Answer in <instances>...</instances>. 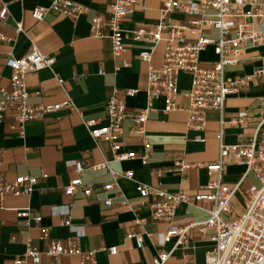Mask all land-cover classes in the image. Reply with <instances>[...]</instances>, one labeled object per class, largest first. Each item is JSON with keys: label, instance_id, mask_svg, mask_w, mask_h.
I'll return each mask as SVG.
<instances>
[{"label": "crops", "instance_id": "0c3cea01", "mask_svg": "<svg viewBox=\"0 0 264 264\" xmlns=\"http://www.w3.org/2000/svg\"><path fill=\"white\" fill-rule=\"evenodd\" d=\"M8 14L0 19V33L6 40H0V87L9 89L10 69L4 64L7 53L21 57L35 48L54 57L50 67L37 71H27L24 82L27 87V102L33 104H54L66 96L79 107V113L66 108L46 114L42 120L23 123L21 129L10 113L0 121V179L12 181L17 176L46 178L38 180L31 192L25 196L6 195L0 208V264H11L23 252L24 243L29 240L39 250L45 242L39 240V227L47 228L50 239L62 240L71 234L69 228L60 224L61 218L51 214V208L64 204L68 206L70 224L81 236L78 244L81 250H95L96 264H153V259L161 252L170 253L166 264H182L183 254H187L195 264H204V257L213 248L209 241L211 232L199 233L193 229L188 234L185 249L173 250L168 242L157 244V236L167 230V225L150 219V205L157 201L154 196L140 198L135 190L136 182L144 183L170 193L183 192L193 198L207 193L206 186L214 178L206 170V165L218 161V135L222 129V143L230 146L245 144L258 126L259 102L264 95V75L251 80L248 86L228 95L223 113L215 109L204 112L203 129L190 127L184 110L188 98L182 93L189 88L191 76L181 73L178 79L179 94L175 102L182 108L164 111L162 97L147 101L146 64L139 53L146 46L144 41L133 39L135 31H147L161 19L159 0H137L122 25L123 50L113 56L111 41L91 34L90 17L95 11L107 9L111 0H72L86 7L87 11L68 18L53 11H47L36 21L30 11L35 6H47L50 0H3ZM232 9L237 23L249 22L250 18L238 15L246 12L249 5L232 0ZM264 4V0H256ZM208 14L212 11H207ZM172 22L189 23L194 17L179 12H171L164 18ZM261 19L256 18L255 22ZM19 24L20 30L16 25ZM204 35L217 37L214 27H204ZM234 36V31L230 32ZM189 41L194 33L185 32ZM164 41L154 49L151 64L160 66L163 59ZM218 59L212 46H207L199 54L201 66L210 67ZM264 59V44L257 46L247 42L238 65L226 68L227 76L251 74ZM102 70V73H99ZM57 78L62 80V88ZM116 90L128 113L143 108L147 103L152 107L146 123V137L151 146L146 163L139 159L114 161L110 144L98 141L94 144L82 120L94 119V127L107 123L104 116V100L108 93ZM128 89H136L134 95H126ZM254 115V116H253ZM244 125L229 124L232 118L248 117ZM223 120V124L221 121ZM128 117L123 122L120 152L142 150L141 140L129 132ZM264 128V123L261 125ZM203 137L204 141H197ZM104 160L118 172L131 171L133 179L120 178L109 191L102 185L111 183L110 174L103 170L91 169ZM176 160H183L191 167L184 175L175 170ZM81 161L84 170L80 175L81 186H91L88 197L78 188L69 198L62 194V188L75 178L74 163ZM222 181L229 186L238 185L230 201L229 220L241 216L248 189L259 186L253 172L246 173L245 167L235 163H225ZM110 200L104 206L103 200ZM199 208L181 205L175 216V225L199 223L207 219L204 208L208 202H201ZM28 209L31 217L39 216L36 224L32 219L23 221L17 213ZM144 220L139 223L137 220ZM130 232L142 236L143 245L138 248L136 240L126 239ZM116 247L115 255L108 250ZM40 264H78L77 256L60 255L50 260L40 257Z\"/></svg>", "mask_w": 264, "mask_h": 264}, {"label": "built area", "instance_id": "2783aa9c", "mask_svg": "<svg viewBox=\"0 0 264 264\" xmlns=\"http://www.w3.org/2000/svg\"><path fill=\"white\" fill-rule=\"evenodd\" d=\"M137 0H111L107 9L95 11L90 17L91 34L98 38H108L111 41L113 56L119 55L123 50L122 25L132 11ZM161 7V19L147 30L134 32L133 39L144 41L146 46L141 49L139 58L146 64L145 93L147 101L162 97L164 111L182 109L176 102V96L180 89L178 79L181 73H189L191 76L190 86L184 89L182 94L188 98L187 124L190 127L203 129L204 112L207 109H215L223 113L225 100L228 95L238 89L248 86L251 80L264 75V59L251 74L243 76H227L226 68L238 65L242 51L247 42L257 46L264 44V4L256 0H241L240 4L249 5L246 12L237 11L238 15L250 18L249 22L237 23L232 9V0H159ZM7 2L0 0V19L8 14ZM47 11H53L68 18H73L87 11L86 7L72 0H50L47 6H35L30 15L36 21L43 18ZM179 12L194 17L189 23L164 21L171 12ZM207 11H212L209 13ZM261 19L258 23L255 19ZM20 30L19 24L16 25ZM204 27H214L218 31L217 37L203 34ZM189 31L195 34L193 41L185 36ZM235 35L231 36L230 32ZM0 40L6 37L0 33ZM164 41L163 59L160 66L151 64V57L155 47ZM207 46H212L218 59L212 66H201L199 54ZM54 57L44 54L33 48L21 57H14L7 53L4 64L9 67V89L0 87V121L2 117L10 113L20 129L23 123L32 120H42L46 114L56 112L60 108L69 109L79 113V107L68 96L54 104H33L27 102V87L24 82V74L27 71H37L50 67ZM102 73V70H99ZM58 85L62 88V80L57 78ZM136 89H128L126 95L132 96ZM152 107L147 103L143 108L128 113L124 101L116 96V90L112 89L104 100V116L107 123L94 127V119L82 120L91 141L108 142L114 161L139 159L147 162L150 144L146 137V123ZM258 126L245 144L227 146L222 143V129L218 135L219 155L218 161L206 165L210 175H214L207 186V193L197 194L193 198L183 192L170 193L159 188H154L144 183L136 182L135 190L140 198L154 196L157 201L150 205L149 217L154 222L167 225V230L160 233L156 240L157 244L172 243L173 250L185 249L188 234L196 229L199 233L211 232L209 241L213 248L204 257V264H264V95L260 98ZM254 116V115H253ZM128 117L130 121L129 132L135 134L141 140L142 150L136 152H120V142L123 134V122ZM252 116L232 118L230 125H244ZM223 124V120L221 121ZM197 141H204L203 137H197ZM240 164L245 167L246 173L253 172L259 182V186H251L246 194L244 212L241 216L229 220L225 217L230 214V201L235 194L238 185L229 186L222 181L223 166L225 163ZM175 170L184 175L191 167L183 160H176ZM91 169H103L111 176V183L103 184L102 190L109 191L114 188L120 178L133 179L131 171L118 173L114 171L108 160L99 165L91 166ZM84 170L81 161L74 163L73 171L75 178L71 179L62 188L65 198L72 196L78 188H82V194L88 197L91 186L82 187L80 175ZM46 178L41 174L40 178L32 176H17L10 182L0 179V208L2 198L6 195H28L38 180ZM208 202L204 208L207 219L199 223H189L183 226L175 225V216L181 205L200 207L201 202ZM104 206L110 205V200H103ZM51 214L61 218L60 224L69 228L72 235L62 240L50 239L47 236V228L39 227V240L45 242V247L39 250L29 240L24 243L23 252L16 256L11 264H40V257L50 260L57 256H77L78 264H96L95 250H81L78 239L81 236V228L76 231L68 216L66 204L51 208ZM17 217L23 221L32 219L39 224L40 217H31L28 209L17 213ZM139 223L144 220H137ZM136 240L138 248L143 245L142 236L130 232L126 239ZM110 255H115L117 248L108 250ZM170 253L161 252L153 259V264H166ZM182 264H195L187 254H183Z\"/></svg>", "mask_w": 264, "mask_h": 264}]
</instances>
